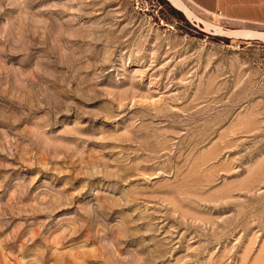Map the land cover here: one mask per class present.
<instances>
[{
    "label": "rangeland",
    "instance_id": "374dc122",
    "mask_svg": "<svg viewBox=\"0 0 264 264\" xmlns=\"http://www.w3.org/2000/svg\"><path fill=\"white\" fill-rule=\"evenodd\" d=\"M179 1L0 0V264H264V26Z\"/></svg>",
    "mask_w": 264,
    "mask_h": 264
},
{
    "label": "crops",
    "instance_id": "0c3cea01",
    "mask_svg": "<svg viewBox=\"0 0 264 264\" xmlns=\"http://www.w3.org/2000/svg\"><path fill=\"white\" fill-rule=\"evenodd\" d=\"M198 9L219 11L225 18L264 26V0H187Z\"/></svg>",
    "mask_w": 264,
    "mask_h": 264
},
{
    "label": "bare ground",
    "instance_id": "6f19581e",
    "mask_svg": "<svg viewBox=\"0 0 264 264\" xmlns=\"http://www.w3.org/2000/svg\"><path fill=\"white\" fill-rule=\"evenodd\" d=\"M174 7H176L177 9H179L181 12L187 14V16L189 17V10L187 11V8L182 4V2H180L179 0H168ZM193 19V18H191ZM222 31V30H221ZM220 31V32H221ZM219 33V31H218ZM230 33V32H229ZM236 34V33H235ZM230 35V34H227ZM238 37H243V38H247V39H259L261 41L264 42V33H257V32H251V31H244V32H240L238 34Z\"/></svg>",
    "mask_w": 264,
    "mask_h": 264
}]
</instances>
